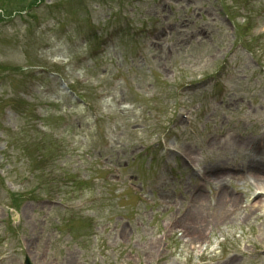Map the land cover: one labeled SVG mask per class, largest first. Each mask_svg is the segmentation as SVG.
<instances>
[{
  "label": "rangeland",
  "instance_id": "374dc122",
  "mask_svg": "<svg viewBox=\"0 0 264 264\" xmlns=\"http://www.w3.org/2000/svg\"><path fill=\"white\" fill-rule=\"evenodd\" d=\"M262 144L264 0H0V264H264L249 175L240 210L201 193L204 240L169 227L194 211L177 154Z\"/></svg>",
  "mask_w": 264,
  "mask_h": 264
},
{
  "label": "bare ground",
  "instance_id": "6f19581e",
  "mask_svg": "<svg viewBox=\"0 0 264 264\" xmlns=\"http://www.w3.org/2000/svg\"><path fill=\"white\" fill-rule=\"evenodd\" d=\"M259 159L253 160L252 163L254 166L249 165L247 168L248 175H250V178H252L254 181V188L257 190L254 193L256 194L257 199L255 200L254 204L251 205V208L253 211H264V145L262 144L259 149L258 153ZM211 174H214L212 176ZM237 174V175H236ZM210 175V176H209ZM229 173L227 172L226 168H221L219 166H216L210 173L208 174V179L211 180H223L225 177H228ZM229 179L231 180H237L244 184L246 181H250L248 177L244 176L242 174L241 170L233 172L232 175H229ZM244 181V182H243ZM228 182V181H227ZM209 196H205L204 194H198L197 200L194 201V205L192 208L194 209L193 214H189V218L186 219L185 222L182 223L183 218L186 215L182 216V219L175 218L173 219V224H170V229L179 228L183 233L186 234L192 232L191 236L195 237L198 241L200 239L204 240L206 236L203 233V229L199 226L200 221L202 218L203 212H205L206 208H209L214 206V203H209ZM225 198V203H221L222 199ZM228 202H232L233 205H231L230 209L232 210H240L239 205V198L234 197L233 194L228 191L227 189H224V192L222 195L218 196V199L216 201L215 205H219L220 208L223 207ZM187 217V216H186ZM213 216H210L209 214L206 215L207 220H210ZM261 234H264V224L262 225Z\"/></svg>",
  "mask_w": 264,
  "mask_h": 264
}]
</instances>
